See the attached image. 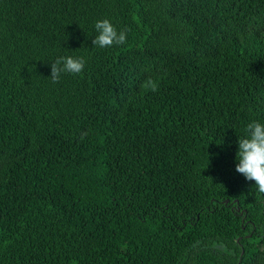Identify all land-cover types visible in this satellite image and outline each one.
Returning a JSON list of instances; mask_svg holds the SVG:
<instances>
[{"label": "trees", "instance_id": "trees-1", "mask_svg": "<svg viewBox=\"0 0 264 264\" xmlns=\"http://www.w3.org/2000/svg\"><path fill=\"white\" fill-rule=\"evenodd\" d=\"M253 120L264 0H0V264H264Z\"/></svg>", "mask_w": 264, "mask_h": 264}, {"label": "clouds", "instance_id": "clouds-1", "mask_svg": "<svg viewBox=\"0 0 264 264\" xmlns=\"http://www.w3.org/2000/svg\"><path fill=\"white\" fill-rule=\"evenodd\" d=\"M94 28L96 35L92 44L99 48H111L113 45H123L127 42V29L117 30L108 20H98ZM86 61L82 56H61L50 64V78L58 82L62 74H80L85 68ZM156 91V84L148 79L144 85ZM245 135L238 139L236 152V172L242 174L246 180L254 181L259 193L264 194V123L251 121L247 123Z\"/></svg>", "mask_w": 264, "mask_h": 264}, {"label": "water", "instance_id": "water-1", "mask_svg": "<svg viewBox=\"0 0 264 264\" xmlns=\"http://www.w3.org/2000/svg\"><path fill=\"white\" fill-rule=\"evenodd\" d=\"M243 253V250L241 251V254ZM240 257H241V255H240Z\"/></svg>", "mask_w": 264, "mask_h": 264}]
</instances>
